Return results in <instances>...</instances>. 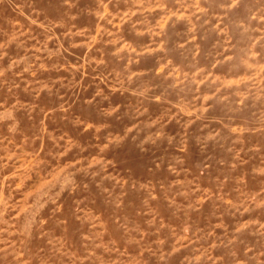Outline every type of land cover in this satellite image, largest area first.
Returning <instances> with one entry per match:
<instances>
[{
	"label": "rangeland",
	"instance_id": "obj_1",
	"mask_svg": "<svg viewBox=\"0 0 264 264\" xmlns=\"http://www.w3.org/2000/svg\"><path fill=\"white\" fill-rule=\"evenodd\" d=\"M0 264H264V0H0Z\"/></svg>",
	"mask_w": 264,
	"mask_h": 264
}]
</instances>
